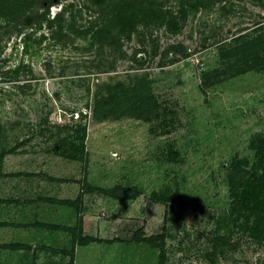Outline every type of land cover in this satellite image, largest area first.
Here are the masks:
<instances>
[{
  "label": "rangeland",
  "instance_id": "374dc122",
  "mask_svg": "<svg viewBox=\"0 0 264 264\" xmlns=\"http://www.w3.org/2000/svg\"><path fill=\"white\" fill-rule=\"evenodd\" d=\"M148 1L0 0V149L10 151L0 179L5 159L25 154L44 184L82 178L87 264H264V211L233 208L229 186L234 161L251 169L252 142H264V0H186L185 16L183 0H157L175 16L168 25L134 21L119 39L117 25L90 39ZM144 74L150 120L92 118L99 88ZM78 124L82 160L55 162L69 160L58 141Z\"/></svg>",
  "mask_w": 264,
  "mask_h": 264
},
{
  "label": "crops",
  "instance_id": "0c3cea01",
  "mask_svg": "<svg viewBox=\"0 0 264 264\" xmlns=\"http://www.w3.org/2000/svg\"><path fill=\"white\" fill-rule=\"evenodd\" d=\"M7 159V168L0 179L3 261L7 264L90 263L83 260L89 239L84 240L80 226L84 212L80 194L82 178L69 182L66 177L54 182L50 177L44 184L41 177L44 167L31 156L25 154L21 160H15L10 155V161ZM53 159L57 163L75 161L59 155Z\"/></svg>",
  "mask_w": 264,
  "mask_h": 264
},
{
  "label": "trees",
  "instance_id": "16d2710c",
  "mask_svg": "<svg viewBox=\"0 0 264 264\" xmlns=\"http://www.w3.org/2000/svg\"><path fill=\"white\" fill-rule=\"evenodd\" d=\"M180 3L182 5L181 15L185 16L187 13V8L184 6V3L188 4V1L186 2V0H183L180 1ZM190 3L191 2L189 1V4ZM21 5L25 7V4L21 3ZM192 5L196 8V4L191 3L190 6ZM70 6L72 7L73 5L70 4ZM163 6L164 5L157 0H149L143 5H140V8H134L133 5H125L122 9L118 10L119 13L117 16L114 14L115 18L113 20H107L105 23H102L101 28L97 31H94L90 39L93 41L100 31L104 30L105 28H111L115 25L119 26L115 33L118 39L120 38V33H122L124 30L129 31V23L131 27H134L137 23H142L143 21L144 26L151 25L150 21L157 25H168L172 19L175 18V16L170 8H163ZM71 7L70 11L72 13ZM135 9L141 11H137ZM62 11H66V8H63ZM36 17L37 16L29 14L24 18L23 23L25 25H31ZM40 22L39 26L41 25ZM47 25L51 30L55 29L56 33L63 34L64 27L61 21L56 22L55 20L49 19L47 20ZM67 26L73 28V15L71 16V20H68ZM30 36L31 35L27 36L28 40L30 39ZM127 36L129 37L130 34H127ZM43 37L44 35H42V38ZM257 46H259L256 48L258 51L261 49L264 50V33L259 36V40H257ZM247 58L248 56L245 54V63ZM260 63H263L262 65H264V60ZM134 77L137 76H133L130 80H133ZM135 79L136 80H133V82L127 86H124V84L121 82L117 83L116 85H105L103 88L105 93H102V88H99L97 91V98L95 95L94 103L89 108V114L92 116V118L102 120L107 118L118 119L122 116H131L142 120H150L152 118L151 114L157 112V106L155 105L154 98L149 91V83L146 80V74L138 76ZM85 107L88 108L89 104L86 103ZM86 114L87 113L84 115ZM78 127L81 130L80 131L78 128V131H80L79 134H73L72 136L74 137H64L63 140L58 141V147L61 155L71 159L82 160L85 147L84 139L86 136V125L78 124ZM252 145L258 151L259 157L251 169L243 168L241 167L239 161H234L229 172L230 195L233 202V208H235V205L238 203L240 204V207L247 205L251 208H256V211L261 212L264 211V142L261 144L262 146H255L253 142ZM6 152L10 151H5L4 148L0 149V161H2V158ZM2 175H4V173ZM118 189L122 190L121 186H116L113 190L116 192ZM259 240L264 242V233L262 238Z\"/></svg>",
  "mask_w": 264,
  "mask_h": 264
}]
</instances>
